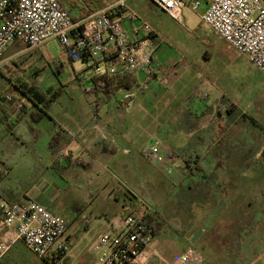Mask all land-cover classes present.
<instances>
[{
    "label": "crops",
    "instance_id": "0c3cea01",
    "mask_svg": "<svg viewBox=\"0 0 264 264\" xmlns=\"http://www.w3.org/2000/svg\"><path fill=\"white\" fill-rule=\"evenodd\" d=\"M68 1L74 3V0ZM65 5L68 7L67 3ZM88 15L80 14L79 18H74L81 20ZM238 57L247 60L239 54ZM236 62L231 64L233 68ZM174 66L176 63L169 68L176 70ZM161 69L164 68L156 58L152 70L132 77L134 83L129 90L134 98L129 108H125L122 99L117 98L125 89L105 99L99 124L108 133L109 141L97 137L92 130L89 99H81L78 106L72 104L64 109L56 108L55 99L44 112L33 100L21 98L6 107L10 115L0 114V185L15 175L22 156L34 155V159H28L30 168L44 161L47 164L39 166L51 169L56 164L54 155L64 151L68 154L65 156L66 165L56 169L62 173L72 172V177L81 172L75 169L77 166L91 173L92 181L84 198L87 202L95 203L103 190L112 189L109 198H113L117 205L113 214L105 220L100 217L108 216L103 209L92 211L91 219L86 215L88 207L78 214L70 210L73 213L71 218H74L67 221L70 251L67 256L53 260V264H70V253L76 242L72 233L78 235V242L83 247L81 261H85L84 255H88V264H96L105 250L100 244V237L118 220V215L141 212L131 192L158 208L155 218L160 225L146 249L148 264H174L188 248L202 253V264H264V207L256 202L254 206L250 195L240 190L241 186L254 184L258 180L257 175L264 180V160H260L264 148L256 154L257 160L255 157L250 159L243 154L245 149L240 141L245 133L227 139L221 113L215 130H208L207 124V111L215 110L221 101L226 100L229 101V111L236 114L232 127L243 122L248 124L249 129L264 130V73L256 71L255 67L249 71L238 68L231 74L233 78V75H240L241 87H234L231 78L226 80L229 90H224L219 84L210 88L212 99L203 107L193 103V100H186L178 107L179 96L189 91L180 83L184 70L174 72L176 75L172 78L175 82L172 85L171 74L164 75L168 77L167 85L161 89L159 84L163 76L158 74ZM218 75H223V72ZM85 77H88L85 72L76 74L80 85ZM20 91L23 94L22 89ZM229 91H232L231 94ZM223 92L228 95L225 100ZM151 103L156 111L145 110L144 106ZM1 108L5 105L0 104ZM160 110L167 113L162 116ZM168 122L171 128L163 126ZM156 138L161 141V147L153 161H161L167 170L158 169L144 153V149ZM221 151H224L223 163L219 159ZM79 153V157L85 159L83 164L76 163L75 156ZM40 155L44 159H39ZM169 155L177 157L178 165L171 163ZM239 160L245 165L242 169ZM154 167L161 178L160 185L152 173ZM181 167L184 171L177 173V168ZM136 168L150 173L143 186L135 174ZM114 176H117L119 185ZM0 195L9 203L23 200L12 197L5 190H0ZM36 200L53 210L56 198L41 193ZM116 211L119 214L115 215ZM93 217L101 220L99 230L88 236ZM18 244L10 249L1 264H15L12 256ZM43 262L48 264L45 260Z\"/></svg>",
    "mask_w": 264,
    "mask_h": 264
},
{
    "label": "built area",
    "instance_id": "2783aa9c",
    "mask_svg": "<svg viewBox=\"0 0 264 264\" xmlns=\"http://www.w3.org/2000/svg\"><path fill=\"white\" fill-rule=\"evenodd\" d=\"M131 0H110L81 20H73L62 0H0V68L8 47L17 40L30 49L57 39L65 56L85 64L88 77L81 80L92 109V130L109 141L100 126L104 107L96 93L105 92L106 79L132 78L152 70L162 41L155 29L130 7ZM176 21L183 20L189 7L199 14L204 26L223 39L240 56L264 73V0H150ZM60 65V64H58ZM203 98L208 94L201 93ZM134 95L123 90L129 108ZM161 141L156 138L144 149L156 160ZM168 159L178 165L177 157ZM81 164L84 158L75 159ZM84 162V161H83ZM141 212L122 215L100 237L105 248L96 264H147L146 249L155 235L147 221L157 213L154 206L132 193ZM67 220L37 200L9 203L0 195V264L17 243H23L48 264L68 255ZM202 256L188 248L174 264H201Z\"/></svg>",
    "mask_w": 264,
    "mask_h": 264
},
{
    "label": "rangeland",
    "instance_id": "374dc122",
    "mask_svg": "<svg viewBox=\"0 0 264 264\" xmlns=\"http://www.w3.org/2000/svg\"><path fill=\"white\" fill-rule=\"evenodd\" d=\"M64 1L68 7H66ZM62 2L70 12L71 17L79 18L80 14L88 15L93 13L94 10L101 9L110 0H74V3L63 0ZM129 4L133 10L139 13L146 22L157 30L160 41H162L156 54L158 62L165 69H161L158 73L159 76H163L159 84L161 89H164L167 85L168 77L164 75L171 74L172 85L175 82L172 78L176 75L174 72L180 73L186 67L182 74V82L180 81V83L189 91H185V94L179 96V99H177L178 107H180V103L186 100H193V103H198V105L203 107L205 102L212 99L210 88L219 84L224 90H229L230 87L226 83V80L231 78L234 81V87H241L240 75L239 77L233 75V78L231 73H235L238 68L244 69L245 71L254 68L247 60L239 58L236 51L223 39L217 37L210 28L204 26L199 14L192 11L189 7L184 9L183 20L179 22L165 14L150 0H131ZM10 56L13 57L10 58ZM3 60V65L0 68V104L5 105V108L0 109L1 115L8 116L11 114L6 107L13 105L14 101L20 100L21 98L30 100L26 95L30 87H36L44 93L48 90L51 93L54 92L53 95H55L57 100V109H64L72 104L78 106L79 100L83 99V101H86L89 98L76 78V74L84 72L86 68L85 64L81 61L69 60L64 54L60 41L57 39L50 40L35 49H30L22 41L17 40L8 47ZM234 62H236V66L233 68L231 64ZM172 63H176V66H174L176 70H171V67L169 68ZM255 70L259 71L258 69ZM219 72H223V75L219 76ZM224 73H226L225 77ZM20 89H23L25 92L21 94ZM203 92L208 94L207 98L201 96ZM225 92H223L224 96L221 95L224 100L228 96ZM231 92L229 91V94ZM96 96L102 99L103 102L108 97L105 92L96 93ZM117 98L122 99L123 93L122 95H117ZM220 104L215 110L207 111L208 130H215L219 118L223 115L224 119L222 120L224 129L227 130V139H231L237 134L243 135L245 133L240 138L241 144L245 149L243 154L249 156L250 159L254 157L256 159V154L260 153L264 148V130L249 129L248 124H243V122L239 126L232 127V122L236 114L229 111V101H221ZM153 107L152 103L144 106L146 111H151L152 109L156 111V108ZM161 108L163 109V106ZM227 109L228 111H226ZM160 111L161 113L163 112V110ZM166 113H162V116ZM161 124H164V122ZM163 126H169L171 128V123L168 122ZM228 155L230 157L233 156L231 153H228ZM54 156L56 164L51 169H44L42 167L47 164L44 161L42 164H39L42 166L35 164L30 168L28 159H34V155H25L26 158L22 156L20 164L16 168L15 175L3 185H0V190H5L12 197L22 198L23 200H36L41 193L54 197L56 201L53 205V210H50L55 214L57 212L68 222L74 219L71 218L73 213L70 210L78 203H80L78 207L82 208V210L88 207L87 209L89 210L86 215L90 219L92 217V211H99V209H103L108 215L100 216L101 218L104 217V220L112 215L117 205L113 198H109L112 189L103 190L95 203L91 204L87 202L84 198H86L87 188L92 181L91 173L84 171L81 166L75 168L79 172L81 171L75 177H72L73 175L71 176L72 172H70L71 174L62 173L55 167L60 168L61 165L65 166V156H68V154L63 151L56 153ZM79 156L80 153L75 158H80ZM185 157L187 156L185 155ZM38 158L44 159V156L40 155ZM149 159L155 166L157 165L158 169L165 168L167 170V167H164L161 161L154 162L151 157ZM260 160H264L261 154ZM83 161L80 163L83 164ZM238 163L241 169L245 166L242 160H239ZM177 169V173L184 171V167ZM153 170L154 178L156 181H159L160 185L161 178L158 172H155L156 167ZM259 172L256 171L257 174ZM135 174L137 178L141 179L143 186L144 181H146L150 173L144 171L142 168H136ZM117 176H114V180L119 185ZM161 177L163 178V176ZM256 179L258 180L254 184L248 187L241 186L240 190L243 194L250 195V199L254 201V206L256 202L259 206L264 207V180L259 179L258 175ZM125 190L127 191L128 189L126 188ZM74 214L78 213L76 212ZM117 214L119 212L116 211L115 215ZM121 215L120 213L118 217ZM99 221L101 220L92 218V222L90 223L91 231L88 233V236L94 235L99 230ZM72 234L76 238V242L74 243V250L70 253V264H88V255H84L85 261H81L83 259V247L78 242V235ZM198 252L202 256L203 263L204 256L200 251ZM12 259L15 264H45L43 260L33 254L22 243H19L15 247Z\"/></svg>",
    "mask_w": 264,
    "mask_h": 264
},
{
    "label": "trees",
    "instance_id": "16d2710c",
    "mask_svg": "<svg viewBox=\"0 0 264 264\" xmlns=\"http://www.w3.org/2000/svg\"><path fill=\"white\" fill-rule=\"evenodd\" d=\"M82 18H84V17H82ZM73 20L76 21L75 18H73ZM133 83H134V81L132 78H128V79H123V78L106 79V81H105V93L107 94V96L109 98H111L112 96H116V94L122 89H131L133 87ZM22 91H23V93L25 92L23 89H22ZM53 93L54 92L51 93L49 91L44 93L43 91H39L36 87H30V88H28L26 95L29 99L33 100V102L38 107H41L42 111L46 112L49 104H51V102L56 99L55 95H53ZM50 97H52V98H50ZM38 116H42V115L38 114ZM261 155L264 157V150L262 151ZM219 159H220L221 163L224 162V151L220 152V158ZM79 204L80 203L76 204V206L72 210L75 212L82 211V208L78 207ZM155 217H156L155 215L149 216L147 221L153 225L155 232H156L159 228L160 223L158 222L157 218H155Z\"/></svg>",
    "mask_w": 264,
    "mask_h": 264
},
{
    "label": "water",
    "instance_id": "95a60500",
    "mask_svg": "<svg viewBox=\"0 0 264 264\" xmlns=\"http://www.w3.org/2000/svg\"><path fill=\"white\" fill-rule=\"evenodd\" d=\"M196 238V237H195ZM195 242V240L193 239V241H192V243H194Z\"/></svg>",
    "mask_w": 264,
    "mask_h": 264
}]
</instances>
